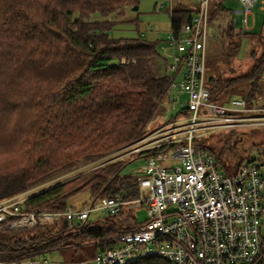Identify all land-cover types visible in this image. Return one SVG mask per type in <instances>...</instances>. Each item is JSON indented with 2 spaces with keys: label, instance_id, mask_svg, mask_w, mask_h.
<instances>
[{
  "label": "trees",
  "instance_id": "trees-1",
  "mask_svg": "<svg viewBox=\"0 0 264 264\" xmlns=\"http://www.w3.org/2000/svg\"><path fill=\"white\" fill-rule=\"evenodd\" d=\"M225 1H210L208 21L230 17ZM138 2L0 0V200L112 158L152 129L149 124L176 78L164 75L169 59L157 40L111 34L117 17ZM171 11L170 30L177 36L194 11ZM262 23L259 34L244 33L228 19L221 31L225 53L219 59L220 70L207 79L204 75L211 101L239 84L247 85L242 98L247 107L264 95V19ZM244 38L252 46L248 67L241 71L233 60ZM258 107L264 108V103ZM258 146L264 156V140ZM148 153L122 157L32 193L23 210L65 212L67 201L81 193L89 199L83 207L100 198H136L135 177L123 170ZM220 155L215 156L219 169H236ZM130 214L0 231V260L19 263L69 247L81 251L86 244L103 250L106 239L134 229L128 226ZM137 264L166 263L154 258ZM253 264H264V253Z\"/></svg>",
  "mask_w": 264,
  "mask_h": 264
},
{
  "label": "built area",
  "instance_id": "built-area-1",
  "mask_svg": "<svg viewBox=\"0 0 264 264\" xmlns=\"http://www.w3.org/2000/svg\"><path fill=\"white\" fill-rule=\"evenodd\" d=\"M172 13L173 0H167ZM211 0H194L188 24L176 36L170 30L161 53L169 59L165 76H176L166 92L170 117L135 144L95 161L108 162L150 152L134 175L136 198H100L65 212L23 210L31 192L0 200V231L25 230L61 221L64 225L131 212L124 231L106 239L96 264H137L159 258L166 264H253L264 253V156L262 150L238 159L235 170L220 171L215 156L198 142L204 136L238 126H264V108L235 99L230 106L210 100L204 81ZM246 27L257 0H237ZM162 3L157 5V12ZM264 0L260 8L264 9ZM185 98V99H184ZM173 115V107L177 106ZM152 150V151H150ZM144 208L139 222L136 210ZM47 264L46 261H42ZM0 264H20L0 260ZM33 264V263H31Z\"/></svg>",
  "mask_w": 264,
  "mask_h": 264
},
{
  "label": "rangeland",
  "instance_id": "rangeland-1",
  "mask_svg": "<svg viewBox=\"0 0 264 264\" xmlns=\"http://www.w3.org/2000/svg\"><path fill=\"white\" fill-rule=\"evenodd\" d=\"M217 0H211V2H216ZM210 2V3H211ZM163 4L160 10L157 12V5ZM195 3V2H194ZM261 0H257L251 7V14L248 16V24L245 27L241 23L242 16L236 12L242 10L241 4L237 0H226L224 5L229 9L230 19L234 23L236 30H243L244 33L250 32L254 34H259L262 28V21L264 19V9L260 8ZM173 8H190L195 10L196 3H188L187 5L181 4L179 0H175L172 3ZM169 4L167 0H139L136 10H131L132 8L126 9L125 14L118 16L113 31L111 32L114 37H129L133 38L138 34L144 39L157 40L160 42L159 47L164 46L166 41L167 33L170 31V12ZM264 8V7H263ZM228 15H220L217 20L208 21L209 29L207 35V48H206V59H205V79L209 75L220 70L219 59L221 55L225 53V41L221 37V31L226 27L228 21ZM254 47L256 45V40L253 42ZM252 46V41L250 39L244 38L241 42L239 55L237 59L233 60V66L237 70L245 71L247 69L246 63L248 62V54L250 47ZM244 62V63H243ZM219 67V70H217ZM264 86V85H263ZM247 91V85L239 84L233 88L224 89L220 92L217 97L215 104L230 106L232 101L235 99H242ZM264 92V87H263ZM185 99V98H184ZM264 103V95L257 96V104ZM177 106L172 109L173 115L177 112ZM170 117V112L167 109L166 101L160 103L157 114L155 118L150 122L149 126L154 128L164 124V122ZM264 126L258 127L253 125L238 126L234 129L221 130L220 132H215L213 134L207 135L198 139V142L202 144L205 148L211 150L215 156L220 155L221 160L225 164H233L236 160L242 159L244 157L253 156L257 150H260V145L264 138ZM128 157V156H125ZM95 162V161H94ZM92 165L94 163H91ZM92 165L81 166L78 169L68 172L66 174H61L53 178L52 180L39 184L37 187L31 188L27 191L32 193H37L40 190L52 187V185L65 181L68 178L76 176L81 172L87 171ZM143 165L141 159H136L128 163L124 168L123 174L135 175L138 168ZM232 166V165H231ZM223 169L220 166V171ZM224 171V170H223ZM227 172H229L227 170ZM84 193L75 196L67 201V209L79 210L84 205V202L88 204L89 199ZM136 217L139 222L145 220L146 211L144 208L136 210ZM99 249L93 244H86L83 246L81 251H75L74 247H69L63 250H54L50 252L43 253L42 255L33 258H27L20 262V264H43L42 261H46L47 264H96L94 262L95 257Z\"/></svg>",
  "mask_w": 264,
  "mask_h": 264
},
{
  "label": "crops",
  "instance_id": "crops-1",
  "mask_svg": "<svg viewBox=\"0 0 264 264\" xmlns=\"http://www.w3.org/2000/svg\"><path fill=\"white\" fill-rule=\"evenodd\" d=\"M173 1H175V0H173ZM179 2L181 3V4H184V5H187L188 3H193V6L195 5V3H194V0H179ZM173 4H174V2H173ZM182 8H184V7H182ZM185 9H187V8H185ZM189 10H191L190 8H188ZM187 9V10H188ZM263 10V9H262ZM192 11H194V9L192 10Z\"/></svg>",
  "mask_w": 264,
  "mask_h": 264
},
{
  "label": "water",
  "instance_id": "water-1",
  "mask_svg": "<svg viewBox=\"0 0 264 264\" xmlns=\"http://www.w3.org/2000/svg\"><path fill=\"white\" fill-rule=\"evenodd\" d=\"M137 9V5L133 6L131 10H136Z\"/></svg>",
  "mask_w": 264,
  "mask_h": 264
}]
</instances>
